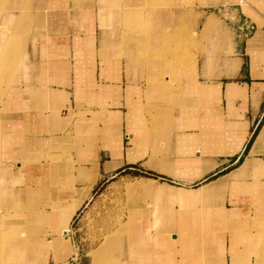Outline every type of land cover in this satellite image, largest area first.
<instances>
[{
	"label": "crops",
	"instance_id": "crops-1",
	"mask_svg": "<svg viewBox=\"0 0 264 264\" xmlns=\"http://www.w3.org/2000/svg\"><path fill=\"white\" fill-rule=\"evenodd\" d=\"M12 2L8 10H21L22 0ZM103 3L46 0L24 61L4 77L0 264L5 228L22 229L13 236L20 241H51L59 236L55 216L73 205L67 257L57 260L49 249L30 258L91 264L90 252L74 239L76 215L97 184L126 164L170 178H151L158 185L204 190L183 203L173 197L176 191L156 195L136 188L124 207L125 213L132 210V220L109 246L117 248L116 264H264V0H119L122 9L146 3L180 7V15L194 12L202 31L220 37V66L213 57H196L186 78L164 73L166 63L153 69L131 54L123 57L117 41L124 33L133 40L139 30L122 32L120 11ZM212 7L225 16V25ZM172 11L166 19L159 13L162 26L174 21ZM7 41V32H0V51ZM154 71L164 84L154 85ZM240 159L236 168L207 180Z\"/></svg>",
	"mask_w": 264,
	"mask_h": 264
},
{
	"label": "rangeland",
	"instance_id": "rangeland-1",
	"mask_svg": "<svg viewBox=\"0 0 264 264\" xmlns=\"http://www.w3.org/2000/svg\"><path fill=\"white\" fill-rule=\"evenodd\" d=\"M71 1L76 6L93 5L99 2V0ZM174 1H182L183 3L189 4L193 0ZM216 1L218 0H214V2ZM45 2L46 0H22L21 10H17L15 15H11L10 21L3 20L7 14L8 6L4 8L0 6V32L3 33L2 30L7 32L10 43L7 63L4 67L0 65V100L2 98L4 77L14 73L22 64L31 36L41 26L42 13L40 12V6H43ZM103 2V6H106L109 11L112 9H118L120 11L118 18H123V24L117 25V27L122 32L126 28L131 27L137 28L138 30L142 29L146 31L149 29L151 31L150 34H140L133 40L126 36L125 33L123 35L124 39L123 37L120 40L117 39V43L122 48L123 57L125 53L131 54L133 60L138 63L145 64L146 62H150L153 65V69L158 67V64L166 63L170 68L165 70V65L163 67L164 73L173 77L181 75L186 78L196 57L202 58L204 61L206 58L213 57L216 64L220 66L225 53L220 43V37L213 31L201 30L202 24L197 20L199 15L196 14L197 17L194 12L190 13V11H187L192 7L181 6L187 12L186 15H180L176 10L180 7L168 4H166V10L156 4L146 3L143 6L138 5L134 6V8L122 9L119 0H103ZM169 9L173 10L172 15L175 16V19L162 26V23L160 24L158 21L159 13L163 12L160 13L161 18L166 19V11ZM210 9L220 19L221 23L225 25V16L221 12H218V10H215L214 7ZM112 24L114 25L113 22ZM152 34H156V37ZM2 54L3 50L0 51V57ZM152 73H155L151 77L154 85H158V83L162 85L165 83L162 74L159 73V75L157 71ZM249 142L247 143L246 150L251 145L248 146ZM239 164L240 161H237L226 169L217 171L215 174L221 172L220 175H222L236 168ZM145 178L149 179L146 180ZM151 178L162 180L164 178L170 179L168 176L138 164H126L118 168L112 177L102 180V182L97 184L91 200L87 204H84L78 211L73 224L74 229H72L74 231V239L80 244V250H84L82 252H90L89 259L91 257L96 259L95 264H116L119 258L117 248L109 246L112 242L121 240L127 228L126 225H129L132 220V210L129 208L128 212L125 213L126 210L124 207L130 204L134 196L136 197V192H134L136 188L141 187L145 192L156 193V195H166V193L174 194L173 191H176L173 197L183 203L194 201L204 190L187 191L176 187L171 188L168 184L158 185ZM166 185L170 187L168 190H166ZM4 232L3 242L6 248L1 253L5 252V258L2 259L5 264H20L16 261V258H20L21 255L15 254V252H20L26 247L29 249L30 256L36 253V251L38 253L48 254V251H43L42 249L45 245L46 237L20 241L13 236L19 237L22 235V229L12 232V228H5ZM146 233H149L148 228H146ZM17 242H19L18 245L20 246L16 245ZM57 256L56 259H59L60 257ZM92 262L94 263V261ZM29 264L38 263H35V259L31 258Z\"/></svg>",
	"mask_w": 264,
	"mask_h": 264
},
{
	"label": "bare ground",
	"instance_id": "bare-ground-1",
	"mask_svg": "<svg viewBox=\"0 0 264 264\" xmlns=\"http://www.w3.org/2000/svg\"><path fill=\"white\" fill-rule=\"evenodd\" d=\"M14 0H0V6H3L4 7H7L8 9L11 7H13L14 5L12 4ZM7 9V14L6 16L4 17V21L5 20H9L10 17H12L11 15H15V12L14 11H10ZM52 9V8H51ZM12 14H11V13ZM23 12V11H21ZM10 21V20H9ZM11 22H12V18H11ZM9 24V23H8ZM3 32V30H2ZM143 31L139 30L138 34H143L142 33ZM145 34L144 35H147L149 33V30L147 29L146 31H144ZM133 37L131 36V39ZM10 47V43L9 41L4 43L2 45V49L3 50V54L2 56L0 57L1 60H0V65L1 66H5V64L7 63V54H8V48ZM167 114V113H166ZM169 114V113H168ZM170 115V114H169ZM263 137V132L261 133L260 135V139H262ZM244 142V136H240L239 138V146L238 148H240L242 146ZM194 160V159H193ZM189 161V159H188ZM194 163V162H193ZM190 164V163H189ZM249 164V162L246 163L245 167ZM191 165V164H190ZM185 166V165H184ZM192 168V167H191ZM190 168V169H191ZM198 172V171H197ZM93 182V181H92ZM166 185V190H168V188H173L174 186H171L169 185ZM131 188V187H130ZM83 193V192H82ZM80 198V197H78ZM77 198V199H78ZM71 199V198H70ZM76 199V200H77ZM78 202V201H77ZM76 207L77 205H73V206H65L63 207L59 212L58 214L55 216V227L56 229L54 230L55 233H58L59 236L55 239H52L51 241H49L48 239H45L46 242H45V245L43 246V251H48L49 249L53 250L56 254L57 257H60L59 259L57 260H61V259H64L67 257L68 253H70V244H69V239L67 237V233H68V230H69V222L71 220V218L73 217V215L76 213ZM44 213V212H43ZM46 214V212H45ZM52 229V228H51ZM28 246V245H27ZM15 254H18V255H21L20 258H16V261L20 264H29V259L27 256L30 257V253H29V249L26 247V248H23L22 251H17V253L15 252ZM29 254V255H28ZM95 258H93V261L94 263L92 262V264H95ZM137 262V261H136ZM234 262V261H233ZM235 264V263H234ZM240 264V263H239Z\"/></svg>",
	"mask_w": 264,
	"mask_h": 264
},
{
	"label": "trees",
	"instance_id": "trees-1",
	"mask_svg": "<svg viewBox=\"0 0 264 264\" xmlns=\"http://www.w3.org/2000/svg\"><path fill=\"white\" fill-rule=\"evenodd\" d=\"M257 130H258V128H257ZM257 130L255 131L254 135L252 136V138H251V140H250L248 146L251 144V142H252L253 139L255 138L256 133H257ZM241 159H242V158H241ZM241 159H240L239 161H241ZM220 174H221V172H220V173H217V174H213V175L209 176V177L207 178V180H212V179H214L216 176H218V175H220Z\"/></svg>",
	"mask_w": 264,
	"mask_h": 264
}]
</instances>
